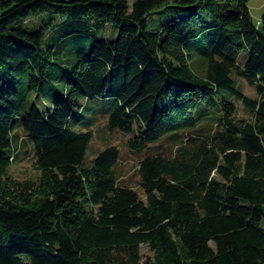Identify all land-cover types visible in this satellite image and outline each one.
Instances as JSON below:
<instances>
[{
  "label": "trees",
  "instance_id": "trees-1",
  "mask_svg": "<svg viewBox=\"0 0 264 264\" xmlns=\"http://www.w3.org/2000/svg\"><path fill=\"white\" fill-rule=\"evenodd\" d=\"M249 2L0 1V264H264V14ZM100 115L157 151L146 200L118 184L117 148L82 167ZM21 134L38 184L8 175Z\"/></svg>",
  "mask_w": 264,
  "mask_h": 264
},
{
  "label": "rangeland",
  "instance_id": "rangeland-1",
  "mask_svg": "<svg viewBox=\"0 0 264 264\" xmlns=\"http://www.w3.org/2000/svg\"><path fill=\"white\" fill-rule=\"evenodd\" d=\"M1 1V0H0ZM72 1V0H56ZM251 17L256 24L262 22L264 14V0H250L248 4ZM2 11L0 6V17ZM107 41H112L119 36L118 28L108 25L106 31L101 35ZM244 53L241 61H245ZM244 92L253 99H258L255 89L243 84ZM239 118L251 120L252 115L245 110L243 104L238 103ZM94 137L90 143L82 167H91L94 160L107 148L115 147L119 151V159L115 166V175L120 186L129 187L135 190L143 200H146L145 190L143 188L142 177L140 175V164L148 156L157 153L152 149L144 152H134L129 148L131 136L119 130H111L109 127V118L107 115H100L92 127ZM155 148V146H153ZM177 147L173 144L163 143L161 150L168 156L174 155ZM13 161L8 175L16 182L38 184L41 178V172L36 166L34 146L29 142L24 134L20 135L19 151ZM142 253L145 257H151L153 254L147 246H143Z\"/></svg>",
  "mask_w": 264,
  "mask_h": 264
}]
</instances>
